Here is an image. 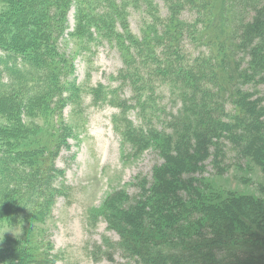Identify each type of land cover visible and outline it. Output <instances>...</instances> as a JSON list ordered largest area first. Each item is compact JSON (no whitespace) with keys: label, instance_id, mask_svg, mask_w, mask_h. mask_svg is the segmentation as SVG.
Returning a JSON list of instances; mask_svg holds the SVG:
<instances>
[{"label":"trees","instance_id":"1","mask_svg":"<svg viewBox=\"0 0 264 264\" xmlns=\"http://www.w3.org/2000/svg\"><path fill=\"white\" fill-rule=\"evenodd\" d=\"M9 1L15 7L25 5L6 14L11 27L16 33L19 31L18 37L10 39L13 47L0 44V114L8 121L0 126V141L4 143L0 146V160L5 159L0 165L2 178L14 162V174L5 176L7 183L0 186V220H12L30 210L28 207L35 203V193L41 194L53 171L57 172L35 160L45 156V146L36 150L20 148L31 134L25 118L60 112L74 95L72 86L67 83L73 66L63 55L62 44L55 35L61 34L66 14L76 0ZM165 1L171 14L191 7L196 13L204 11V20L211 22L212 14L205 8L212 0ZM206 1L209 4L206 5ZM131 2L82 0L78 6L77 34L88 39H95L97 34L105 36L114 29L112 19L118 15L117 10ZM220 4L225 10L226 1L221 0ZM249 7L256 14L244 34L253 35L251 44L254 46L240 56L239 62L234 51L233 57H228L223 46L205 43L200 62L191 63L179 49L186 39L199 47L200 33L189 23L186 27L189 37L185 38L182 30L175 32L172 26L163 29V35L155 39L131 41L139 54L134 60L129 59V65L120 76L122 82H128L130 97L119 92L125 83L107 92L101 88L95 90V103L105 101L118 108L115 123L121 119L124 128H115L121 133L122 141L130 142L138 152L153 146L163 158V163L154 168V183L146 188L145 182L143 194L126 208L131 212L132 207L140 213L150 203V209L145 210L148 218L144 220L157 228L160 222H166L167 233L174 231L179 236V250L177 254L147 253L146 258L139 250L123 248L124 254L137 257L136 261L142 260L145 264H264L261 232L264 213L253 214L257 218L254 227L246 220L252 208L241 210V198H230L224 204L208 201L204 193L207 184L201 183L204 178L200 173L202 161L209 157L218 166V173H222L223 160L230 151L238 153L239 159L251 156L264 167V105L260 103L264 97L257 95L256 89L237 87V84L255 87L264 84V4L262 0H249ZM27 8L37 14L27 12ZM200 20L202 18L198 17L193 22ZM155 82L167 84L169 96L176 95L182 103L157 127L151 118L165 113V109H155L159 97L152 87ZM231 102L240 107V113L229 120L225 106ZM158 112L160 115L156 114ZM129 220L131 222V215ZM206 223L208 227H202ZM218 252H222L221 259L217 258ZM18 255L25 258L22 251ZM13 257L14 252H11L6 259ZM4 261L0 258V264Z\"/></svg>","mask_w":264,"mask_h":264},{"label":"rangeland","instance_id":"2","mask_svg":"<svg viewBox=\"0 0 264 264\" xmlns=\"http://www.w3.org/2000/svg\"><path fill=\"white\" fill-rule=\"evenodd\" d=\"M81 1L74 2L61 26V34L55 35L58 43L62 44L63 55L73 66L67 83L72 86L74 95L60 112L44 117H26L31 134L20 147L36 150L45 146V156L35 160L57 172L53 171L41 194L35 193V203L28 207L30 210L15 219L0 220V227L7 224L18 233L17 237L11 232L0 236L3 240L0 242V258L5 259L3 264H16L17 261L19 264H145L142 260L136 261L137 257L125 255V247L141 251L146 258L147 253L151 255L158 251L161 255L177 254L180 244L177 233H167L164 221L157 228L144 220L148 218L146 211L150 209V203L140 213L132 207L131 212L126 208L143 194L145 182L146 188L154 183V168L163 163V158L153 146L138 152L130 142L122 141L121 133L115 128H124L121 119L115 123L114 114L118 108L105 101L95 103V90L101 88L107 92L125 83L119 92L130 97L128 82H122L120 76L129 65V59L134 60L139 54L131 41L155 39L157 35H163V29L172 26H175V32L182 30L185 38L189 37L186 28L189 23L200 33L202 43L199 47L186 39L179 49L194 64L200 62L205 43L223 46L228 57H233L234 51L237 62L254 46L251 44L253 35L244 34L247 24L256 14L249 7V0H225V10H222L221 0L209 1L210 5L206 1L205 11L212 14L211 22L204 20V11L200 15L191 7L171 14L165 0H132L124 9L117 10L118 15L112 19L114 29L105 36L95 35V39L77 34ZM23 5L25 3L15 7L8 0H0V44L3 47H13L10 39L19 35L7 16L13 13L11 10L18 11ZM27 12L37 14L30 8ZM198 17L202 20L193 22ZM152 87L159 94L155 109H165V113L160 115L158 112L156 114L160 116L151 118L157 127L182 103L176 95L169 96L167 84L155 82ZM237 87L256 89V94L264 97V84L257 87L237 84ZM67 93L70 94L69 91ZM260 103L264 105V100ZM225 109L229 120L235 113H240L236 103H228ZM7 123L0 114V126ZM0 146H4L1 141ZM240 157L234 151L227 152V157L221 162L224 166L222 173H218L213 158L204 159L203 165H199L204 179L199 182L207 184L204 193L207 200L215 204L241 198V210L252 208L246 220L255 227L257 218L253 214L264 213V167L254 162L251 156ZM4 162L2 158L0 165ZM10 165L11 170L4 178L0 175V186L7 183L5 176L14 174V162ZM212 220L218 221L216 218ZM261 232L264 236V229ZM17 251H22L25 258H19ZM11 252H14L13 259H6ZM222 257V252H218L217 258Z\"/></svg>","mask_w":264,"mask_h":264},{"label":"clouds","instance_id":"3","mask_svg":"<svg viewBox=\"0 0 264 264\" xmlns=\"http://www.w3.org/2000/svg\"><path fill=\"white\" fill-rule=\"evenodd\" d=\"M7 232H11L16 237L18 236V233L13 228L9 227L7 224H4L2 227H0V236L4 237V234ZM3 240H0L2 242ZM16 264H19V261L16 262Z\"/></svg>","mask_w":264,"mask_h":264}]
</instances>
